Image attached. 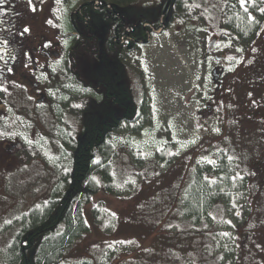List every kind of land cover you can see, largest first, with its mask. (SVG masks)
I'll use <instances>...</instances> for the list:
<instances>
[{"label":"rangeland","instance_id":"1","mask_svg":"<svg viewBox=\"0 0 264 264\" xmlns=\"http://www.w3.org/2000/svg\"><path fill=\"white\" fill-rule=\"evenodd\" d=\"M191 1L193 20H172L168 29L153 34L150 41L123 48L124 65L119 73L144 111L137 120L123 123L120 128L123 137H119L120 154L114 171L121 179L119 184L127 186V193L95 197V202L104 201L113 213V223L105 219L98 224L91 212L92 203L84 207L89 229L68 248V257L74 260L87 258L95 264L206 262L209 256L200 257L203 242L189 235L174 237L168 227L177 218L172 212L174 201L182 196L192 165L211 162V155L227 149L239 168L250 175L254 185L250 207L255 210L256 221L250 226L242 223L239 230L217 229L218 236L226 231L230 242L232 252L225 249V256L234 255L225 264H232L234 258L233 264H264V17L261 29L255 30L257 35L246 46L242 41L245 39L234 32L222 31L220 17L223 7H246L252 0ZM254 1H261L264 9V0ZM131 6L134 11L155 17L161 15L157 6L163 8L160 0ZM257 17L252 15L251 21ZM40 24L31 26L35 40L42 43L41 36L46 35V44L55 42L56 29L49 32ZM88 54L79 68L85 80H94L92 76L101 74L103 65L89 61ZM40 93L38 90V99ZM88 99L96 104L100 98L90 94ZM41 104L38 109L43 112H35V134L29 135L20 123L5 133L17 135L8 144L22 142L15 154L3 149L0 140V264L7 263L6 250L22 214L40 200H47L55 182L44 159L35 151L30 150L33 158L28 153L32 146L27 144L40 141L45 145L51 137L44 135H55L54 105L48 99ZM4 113L0 103V116ZM167 148L164 157L171 158L170 164L160 162L149 170L154 155L159 159V153ZM8 158L11 164L5 163ZM238 207V211L243 210L241 203ZM238 236L240 247L232 243ZM234 245L236 249H231ZM207 263L213 264L209 260Z\"/></svg>","mask_w":264,"mask_h":264},{"label":"trees","instance_id":"2","mask_svg":"<svg viewBox=\"0 0 264 264\" xmlns=\"http://www.w3.org/2000/svg\"><path fill=\"white\" fill-rule=\"evenodd\" d=\"M80 1H85L91 8L90 0H70L72 10ZM148 2L152 0H113L105 3H111L120 13L118 23L125 22L126 26L134 29L135 36L146 39L144 21H158L159 17L134 11L131 5ZM249 2L246 7L239 4L223 7L220 17L222 31L234 32L239 38L245 39L242 41L246 46L257 35L255 30L261 29L260 21L264 17L261 1ZM160 4L163 8L157 6L159 11L169 15L170 23L175 19L184 22L193 20L190 10L194 9V3L191 0H160ZM105 9V4H102L101 9L95 11L97 15L89 12L83 21L73 12L72 20L66 24L68 31L69 28L72 32L79 28L89 36L87 44L93 52L88 54V60L100 62L103 70L98 76H92L94 80H84L82 76L84 79L78 80L81 86L71 79L75 88L67 91L71 94L70 98H74L73 102L60 103L57 100L53 106L55 135H44L51 137L45 145L40 141L33 145L53 171L55 182L46 195L49 198L40 200L36 207H30L18 221L20 225L13 228L15 233L6 250V264H95L87 258L74 260L67 253L69 246L89 229L84 207L92 203L91 212L98 224L104 223L105 219H108L106 223H113V213H110L104 201L95 202V197L102 193L112 196H125L127 193V186L119 184L121 179L114 171L115 161L120 154L119 137H123L120 128L123 123L137 120L144 111L134 99L132 88L119 73L124 63L121 48L114 41V26L117 22L112 16H107ZM252 15L258 16L256 20L251 21ZM79 44L74 36L70 38L72 47ZM90 94L99 97V102L92 104L88 99ZM42 112L43 109L40 110ZM45 115L42 116L47 118ZM6 136L0 126V140ZM168 149L159 153V159L154 155L148 163L149 170L157 168L160 162L165 166L170 164L171 158L164 157ZM223 150L218 155H211V162H195L192 165L186 174L187 183L183 194L174 201L172 212L177 218L169 222L171 225L173 223L172 227L167 225L174 237L183 234L185 238L189 235L203 242L204 253L200 257L209 256L207 261L213 264H225L229 257L234 256L229 253L225 256V249L228 250L226 252H232L228 247L230 242L226 239V231L218 236L217 229L231 227L239 230L242 229V223L250 226L256 221L255 210L250 207L254 186L250 183V175L239 168L227 149ZM55 152L59 155L56 158ZM134 166L136 164L132 162L131 167ZM240 203L243 205L242 211H238ZM246 233L250 236L249 231ZM238 240L239 236L232 243L236 244ZM237 247H240L238 243ZM233 248L236 249L235 245L231 246ZM207 261L201 264H208Z\"/></svg>","mask_w":264,"mask_h":264},{"label":"flooded vegetation","instance_id":"3","mask_svg":"<svg viewBox=\"0 0 264 264\" xmlns=\"http://www.w3.org/2000/svg\"><path fill=\"white\" fill-rule=\"evenodd\" d=\"M102 4L106 6L107 16H112L117 22L114 41L120 46L121 55L125 46L150 41L153 34L164 32L170 25V17L166 13L161 14L158 21H144L146 39H140L131 26H126L125 22L118 23L121 15L111 3L91 1V8H88L85 1H80L72 10L70 0H0V103L5 111L0 116V126L5 133L20 123L29 135L35 134V112H40L38 107L46 99L53 105L57 100L60 103L73 102L74 98H70L67 91L75 88L71 79L80 85L78 80L84 79L81 78L84 75L79 67L86 61L87 54L93 51L88 49L89 36L84 30L76 28L72 32L69 28L68 31L66 24L72 20L73 12L74 16L81 17L80 21L89 12L97 15L95 11H99ZM36 23L38 26L41 23L40 28L49 32L56 29L55 42L46 44V35L41 36L42 43L36 41L31 28ZM72 36L79 40V45H70ZM51 45L56 47L52 49ZM13 137L17 138V135H7L2 142V148L11 154L22 146L19 140L8 144ZM5 163L12 162L8 158Z\"/></svg>","mask_w":264,"mask_h":264}]
</instances>
